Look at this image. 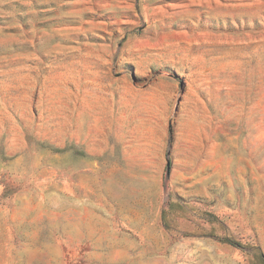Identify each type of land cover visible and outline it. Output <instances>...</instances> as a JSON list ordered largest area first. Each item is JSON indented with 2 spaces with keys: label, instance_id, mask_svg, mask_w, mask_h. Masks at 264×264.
I'll return each mask as SVG.
<instances>
[{
  "label": "rangeland",
  "instance_id": "obj_1",
  "mask_svg": "<svg viewBox=\"0 0 264 264\" xmlns=\"http://www.w3.org/2000/svg\"><path fill=\"white\" fill-rule=\"evenodd\" d=\"M0 264H264V0H0Z\"/></svg>",
  "mask_w": 264,
  "mask_h": 264
}]
</instances>
